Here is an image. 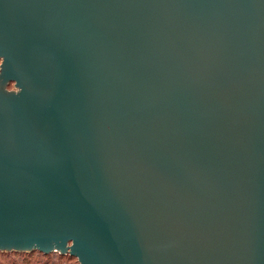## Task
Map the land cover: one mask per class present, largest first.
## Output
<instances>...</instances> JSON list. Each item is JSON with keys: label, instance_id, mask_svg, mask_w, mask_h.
I'll use <instances>...</instances> for the list:
<instances>
[{"label": "water", "instance_id": "95a60500", "mask_svg": "<svg viewBox=\"0 0 264 264\" xmlns=\"http://www.w3.org/2000/svg\"><path fill=\"white\" fill-rule=\"evenodd\" d=\"M0 57V250L264 264V0H0Z\"/></svg>", "mask_w": 264, "mask_h": 264}, {"label": "rangeland", "instance_id": "374dc122", "mask_svg": "<svg viewBox=\"0 0 264 264\" xmlns=\"http://www.w3.org/2000/svg\"><path fill=\"white\" fill-rule=\"evenodd\" d=\"M2 251L10 252L11 250H0V264H80V261L78 260L77 256L76 258H71L69 256L60 257L58 255L53 254L47 258V257H42L41 255L34 254L33 256L35 258L33 257V260H31L32 258L30 257L20 256L18 254H10V253L5 254V253H1ZM52 252H58V251H52ZM64 254H70V253H64Z\"/></svg>", "mask_w": 264, "mask_h": 264}, {"label": "flooded vegetation", "instance_id": "af4514ba", "mask_svg": "<svg viewBox=\"0 0 264 264\" xmlns=\"http://www.w3.org/2000/svg\"><path fill=\"white\" fill-rule=\"evenodd\" d=\"M6 70V63L0 57V111L2 113H9L17 98V87L14 81L7 79Z\"/></svg>", "mask_w": 264, "mask_h": 264}, {"label": "trees", "instance_id": "16d2710c", "mask_svg": "<svg viewBox=\"0 0 264 264\" xmlns=\"http://www.w3.org/2000/svg\"><path fill=\"white\" fill-rule=\"evenodd\" d=\"M1 253H10V254H18L20 256H26V257H30L32 258L31 260H33V255L34 254H37V255H41L42 257H49L51 255H58L60 257H66V256H69L71 258H76V256H73L71 254H63V253H59V252H43L41 250H38V249H35V250H32V251H29V252H26V251H16V250H11L10 252L8 251H2ZM35 258V257H34ZM38 259V258H37Z\"/></svg>", "mask_w": 264, "mask_h": 264}, {"label": "snow or ice", "instance_id": "6c2138e0", "mask_svg": "<svg viewBox=\"0 0 264 264\" xmlns=\"http://www.w3.org/2000/svg\"><path fill=\"white\" fill-rule=\"evenodd\" d=\"M4 246H8V245H4Z\"/></svg>", "mask_w": 264, "mask_h": 264}]
</instances>
